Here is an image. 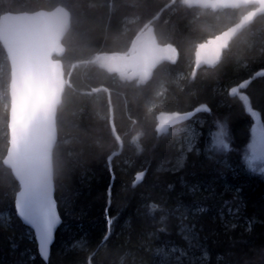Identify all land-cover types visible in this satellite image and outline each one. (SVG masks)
<instances>
[{"label":"trees","instance_id":"obj_1","mask_svg":"<svg viewBox=\"0 0 264 264\" xmlns=\"http://www.w3.org/2000/svg\"><path fill=\"white\" fill-rule=\"evenodd\" d=\"M59 4L72 14L54 149L63 222L46 262L33 230L17 216L19 183L3 162L10 64L0 43V264H264V169L243 159L255 116L264 124V74L257 75L264 72V14L232 41L220 64L195 72L197 44L252 6L214 11L185 0H0V16ZM146 24L179 50L178 60L164 61L150 80L123 78L93 60L129 52ZM245 95L248 105L240 99ZM205 105L210 111L200 110ZM192 110L199 111L174 128L194 123L195 146L181 167L165 168L182 149L170 134L174 128L158 129L157 115ZM221 127L229 134L227 149L210 136Z\"/></svg>","mask_w":264,"mask_h":264},{"label":"water","instance_id":"obj_2","mask_svg":"<svg viewBox=\"0 0 264 264\" xmlns=\"http://www.w3.org/2000/svg\"><path fill=\"white\" fill-rule=\"evenodd\" d=\"M185 1L190 7L214 11L252 6L237 21L197 44L195 72L220 64L232 41L264 14V0ZM71 25V11L62 4L51 9L8 11L0 16V43L10 64L9 145L3 162L19 183L15 195L17 216L21 219L29 213L39 221L40 226L34 233L37 237L48 228L50 218L57 211L63 222L56 199L54 149L59 137L58 110L68 85L61 59L66 52L63 40ZM178 58L179 50L174 44L161 43L154 34H149L136 45L135 51L113 54L108 68L115 73L129 71L146 82L160 64L176 62ZM262 74L264 72L257 73ZM197 112H161L157 115V127L167 133L191 120ZM258 125L260 121L255 116V127ZM61 224L54 232V242ZM54 242L47 260L44 259L46 262Z\"/></svg>","mask_w":264,"mask_h":264},{"label":"rangeland","instance_id":"obj_3","mask_svg":"<svg viewBox=\"0 0 264 264\" xmlns=\"http://www.w3.org/2000/svg\"><path fill=\"white\" fill-rule=\"evenodd\" d=\"M133 18H128V22L132 21ZM153 33V28L149 25L146 24L137 34L136 38L134 39L132 46L129 50V52H133L136 45L142 40L144 39L146 36H148L149 34ZM112 53H99L95 56V58L93 59L94 61H96L97 63L101 64L102 66L107 67L108 65V61L111 57ZM6 56V55H5ZM7 57V56H6ZM195 64V62H194ZM3 71V64L0 61V72ZM121 77H125V78H130L133 77L129 72H123V73H119ZM9 90V83H8V88H6ZM165 90V86L164 84H159L158 86V93L157 95L160 96L164 93ZM3 95L4 92H1ZM2 97V96H1ZM156 100L151 102V106L156 105ZM256 128V127H254ZM221 129V128H220ZM225 135H224V140L228 141L229 140V134L227 132V130H223ZM170 134H173L174 136H176V138L179 140V145L180 148L182 149V154L174 161L163 165V167L165 168H170V169H177L179 167H181L186 159V151L189 150V148H193L195 146L196 143V139H197V135H198V129L196 127V125L193 123H190L188 125L185 126H179L174 128ZM251 143H253V139L251 141ZM250 158L251 157H255V159L253 160V167L256 169H264V146L261 145L259 138H255V151H253L252 149H248L247 154ZM2 218L4 220H8L9 219V214L8 213H3L1 214Z\"/></svg>","mask_w":264,"mask_h":264},{"label":"snow or ice","instance_id":"obj_4","mask_svg":"<svg viewBox=\"0 0 264 264\" xmlns=\"http://www.w3.org/2000/svg\"><path fill=\"white\" fill-rule=\"evenodd\" d=\"M235 92H236V88H232L229 94L233 96ZM240 99L242 102H244L245 105H248L249 98L246 95L241 97ZM200 110L210 111L207 105L203 106V108ZM248 110L251 111L250 108ZM252 115H253V112H252ZM252 133H253V143L248 144L247 148L255 151V138L258 137L261 145L264 146V124L258 125L256 128H252ZM224 135L225 133L222 127L220 131L210 133V136L214 138V143L216 145L223 146L227 149L229 146L228 144L225 143ZM189 151H191V148H189ZM243 159L246 161L247 166L249 168L253 167V160L255 159L254 156L250 158L248 155H245ZM224 203L228 204L229 202L225 201ZM199 211H205V209H199ZM229 211H231V209H229ZM21 220L26 225H29L34 231V233L37 231V229L40 226L39 221L36 218L32 217L29 213H25L21 217ZM112 222L113 221L110 218L106 221V223L108 224H111ZM61 223H62L61 217L59 216V213L57 211V213L50 218L48 228L40 231V234L38 237L34 235V238L36 239L37 246H38V253L45 260H47V257L50 254V245L54 242V232ZM49 236H51V239H49ZM45 247H47L48 249L47 252L45 251Z\"/></svg>","mask_w":264,"mask_h":264}]
</instances>
